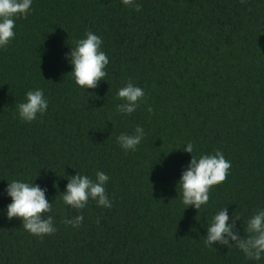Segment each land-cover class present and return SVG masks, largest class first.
Returning <instances> with one entry per match:
<instances>
[{
  "label": "trees",
  "instance_id": "16d2710c",
  "mask_svg": "<svg viewBox=\"0 0 264 264\" xmlns=\"http://www.w3.org/2000/svg\"><path fill=\"white\" fill-rule=\"evenodd\" d=\"M136 2L139 12L121 0H33L0 49V264H252L204 240L220 209L242 236L264 209V0ZM88 31L102 38L109 65L85 91L65 57ZM128 81L146 95L124 116L117 91ZM36 88L48 111L24 123L16 107ZM136 126L145 138L126 153L117 137ZM187 142L196 156L219 150L231 162L199 211L179 196ZM96 171L110 177L112 208L90 202L82 226L65 225L81 214L62 202L66 177ZM13 179L47 189L54 234L31 235L7 218Z\"/></svg>",
  "mask_w": 264,
  "mask_h": 264
},
{
  "label": "clouds",
  "instance_id": "9594fccd",
  "mask_svg": "<svg viewBox=\"0 0 264 264\" xmlns=\"http://www.w3.org/2000/svg\"><path fill=\"white\" fill-rule=\"evenodd\" d=\"M121 2L137 12L141 11V5L136 0ZM32 4L33 0H0V49L8 47L15 38V21L19 18L26 19L32 11ZM102 45V38L88 31L84 38L76 41L71 53L65 57L73 68L71 75L75 84L82 90L94 89L108 75L109 57ZM145 95L141 87L128 81L117 91V98L122 101L116 106L117 112L131 116L145 100ZM48 108L49 101L44 89L36 88L25 94L24 101L16 107V114L22 122L30 124L38 117L44 116ZM145 135V129L136 126L131 134L121 133L117 137V143L126 153L135 152ZM182 151L191 154L192 160L178 182L179 196L186 209L192 207L199 211L208 205L212 189L226 181L230 174L231 162L219 150L196 156L195 146L191 142H187ZM66 178L68 179L66 190L60 194L62 202L66 207L70 206L81 214L71 219L65 218V225L73 228L82 226L84 221L82 213L90 202H95L97 207L112 208V201L106 192L110 177L105 172L96 171L95 179L78 172L75 176ZM5 191L11 200L6 207V216L9 220L20 219L24 230L38 237L52 235L57 231L54 217L48 215L53 204L46 198L47 189H42L36 183L13 179L8 182ZM233 219L240 220L234 213ZM243 231L247 235L242 236L239 230H235L227 207H224L208 222L205 246L213 247L218 242L229 249H238L252 264H261L264 262V209L256 211L247 220Z\"/></svg>",
  "mask_w": 264,
  "mask_h": 264
}]
</instances>
